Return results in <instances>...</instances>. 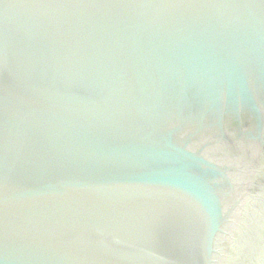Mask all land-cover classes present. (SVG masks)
I'll use <instances>...</instances> for the list:
<instances>
[{
  "label": "water",
  "instance_id": "obj_1",
  "mask_svg": "<svg viewBox=\"0 0 264 264\" xmlns=\"http://www.w3.org/2000/svg\"><path fill=\"white\" fill-rule=\"evenodd\" d=\"M0 264H264V0H0Z\"/></svg>",
  "mask_w": 264,
  "mask_h": 264
}]
</instances>
